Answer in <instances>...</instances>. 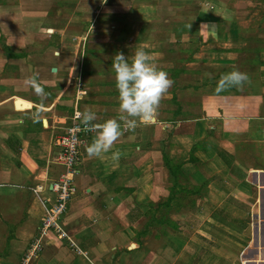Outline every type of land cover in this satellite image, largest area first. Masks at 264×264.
Segmentation results:
<instances>
[{"label":"crops","instance_id":"obj_1","mask_svg":"<svg viewBox=\"0 0 264 264\" xmlns=\"http://www.w3.org/2000/svg\"><path fill=\"white\" fill-rule=\"evenodd\" d=\"M31 1L0 0V13L28 11ZM36 1L41 7L36 4L35 11L42 10L39 18L44 20L37 36L51 19L54 22L48 4H65L57 13L68 24L65 30H48L47 47H41L42 53L30 61L12 56L0 64L5 67L9 62L11 73H23L15 79L14 90L10 87L12 91L2 86L7 76L0 75V251L13 252L9 258L23 260L45 213L55 204L51 186L62 172L56 162L55 140L73 110L94 111L96 124L120 115L113 57L101 62L85 55L103 49L130 59L135 50L143 49L150 62L173 81L176 92L170 87L160 101H170L177 110H162L159 105L154 123L138 124L132 131L121 122L122 135L102 158L87 155L92 137L80 152L77 191L61 224L63 233L43 235V250L34 256L29 250V259L19 264H189L185 261L194 254L186 246L191 241L180 235V228L187 225L181 222L182 216L209 210L208 203L212 205L216 195L242 201L238 188L228 193L220 187L222 171L227 175L232 171L234 178L244 175L242 185L252 175L241 173L246 170L245 153L229 137L227 119L220 115V121H214L213 114L218 112L209 103H202L200 114L183 116L179 84L184 78L196 79L198 73L181 75L175 67L188 66L190 61L197 66V55L216 43L235 46L243 42V27L233 7L240 1ZM54 5L49 7L55 9ZM86 12L92 18L89 24L75 22V17H84ZM104 20L109 25L103 26ZM103 35L106 40L100 38ZM70 46L72 55L66 52ZM53 50L61 53L53 57ZM34 74L47 94L43 100L24 84ZM17 82L26 89L18 88ZM80 82L83 86L77 91ZM18 101L30 106L18 107ZM217 131L221 138L214 142L212 134ZM112 152H118L119 158L113 160ZM227 157L237 159L241 169L231 167ZM255 166L252 163L253 170Z\"/></svg>","mask_w":264,"mask_h":264},{"label":"rangeland","instance_id":"obj_2","mask_svg":"<svg viewBox=\"0 0 264 264\" xmlns=\"http://www.w3.org/2000/svg\"><path fill=\"white\" fill-rule=\"evenodd\" d=\"M239 1L235 2L233 7L237 12V21L243 27L241 34L243 42L235 46L216 43L211 45L207 52H200L197 55L194 59L198 63L197 66L193 67L191 64L193 61H190L188 66L175 67L176 71L181 70V75L190 72L198 73L196 79L184 78L179 84V87L182 88L181 93L178 94V98H181L179 107L180 110L183 107V116L187 118L189 115L200 114L202 103H209L211 110L218 112L213 114L214 121L219 122L220 120L217 118L220 115L227 119L225 122L230 125L231 130L229 137L234 139V143L238 144L245 153V155L243 154L245 159L242 162L247 163V165H243L246 170L239 168L237 159L227 157L231 161V167L237 170L241 169V173L245 175H252L250 179L246 178V185H242L245 181L244 175L234 178V175L231 176L232 171L228 175L226 171H222L223 179L220 180V187H223L228 193L232 192L233 188H238L243 192L242 195H239L242 201L234 199L232 196L225 198L216 195L212 197V205L208 203L209 210H201L193 214L188 212L182 216L183 221L181 220V222H186L187 225L180 228V235L183 240L191 241L186 246L194 254L191 255V260L189 258L185 261L189 264H264V0ZM1 4L3 3L1 2ZM36 4L41 7L40 2L32 0L28 4L30 8L28 11L17 9L5 10L3 14L0 13V64L12 59V56L30 61L32 57L42 53L41 47H47L46 38L53 28L65 30L67 27L66 23L68 24V22L65 21V17L59 20L60 13H57L58 7L65 8V4L62 2L53 3L55 9L49 7L53 4H48V8L51 10L49 18H54V22L51 19L52 23L44 26L41 34L37 36L36 32L40 31V25L42 22L44 24V20L39 18V13L42 10L35 11ZM33 14L38 16L34 17ZM89 15L86 12L84 17H77V19L75 17L74 20H77L75 22L78 23L89 24L92 19ZM103 22L105 23L102 24L103 26L109 25L106 20ZM71 24L73 23L71 22ZM48 30L49 32H47ZM59 38L61 39V36ZM100 38L106 40L107 36L103 35ZM91 40L93 41V39ZM69 49L66 52L72 55L73 46H70ZM58 53L61 52L53 50L52 55L55 54L53 57H57ZM89 55L91 56L85 55V57L96 58L101 62H108L115 56L103 49L91 51ZM179 55L183 58V54ZM61 58L64 60L65 50ZM9 66L8 62L5 67H0V75L7 76V79L2 78L3 81L7 80L2 86H6L7 90L12 88L14 90L15 79H20L23 73L16 71L11 73L12 69ZM107 67H102L101 70H110L111 67ZM232 70L247 73V82L239 89L231 87L217 92L216 89L222 75ZM17 83L20 85L18 88L26 89L20 82ZM81 84V82L76 84L77 91L82 88ZM60 87L62 89V85L59 83ZM171 89L173 93L176 92V89L173 91L172 85ZM164 102L162 100L159 104L162 110H177V107L170 101ZM17 105L18 107L30 106L24 101H18ZM221 111L224 114H220ZM243 120L244 124L241 123ZM220 136L219 131L214 132L212 134L214 142L218 141ZM245 150L247 151L245 152ZM252 163L256 164L257 172L252 169ZM241 177H243V181L240 180ZM2 235L1 233L0 237ZM34 238L31 239L23 260L9 258L8 255L13 252L0 251V256L3 254L7 256V258L0 259V264H19L24 260L27 261ZM0 247H3V244H0Z\"/></svg>","mask_w":264,"mask_h":264},{"label":"clouds","instance_id":"obj_3","mask_svg":"<svg viewBox=\"0 0 264 264\" xmlns=\"http://www.w3.org/2000/svg\"><path fill=\"white\" fill-rule=\"evenodd\" d=\"M112 67L118 92L119 117L96 124L92 123L96 120L94 111L76 113V116L81 118L83 130L94 133L92 142L86 146L89 158H102V154L109 152L114 142L122 135L121 122L129 131L134 130L138 124L154 123L158 116L160 100L173 83L167 72L150 62L149 55L143 49L135 50L130 59L122 53H117L113 57ZM247 80V73L232 70L222 75L216 91L231 87L239 89ZM24 84L30 86L41 100L46 97L47 94L35 74L26 78ZM118 158L119 153L112 152V159Z\"/></svg>","mask_w":264,"mask_h":264},{"label":"built area","instance_id":"obj_4","mask_svg":"<svg viewBox=\"0 0 264 264\" xmlns=\"http://www.w3.org/2000/svg\"><path fill=\"white\" fill-rule=\"evenodd\" d=\"M82 86L81 84L80 87ZM78 112L82 113L77 108L73 110L66 128L55 140V146L58 149L56 162L62 167V172L57 181L51 186L56 201L45 213L41 222L39 235L31 245V254L33 256L43 250V245L41 244L43 235L63 233L61 224L67 215L70 202L73 200L77 191L75 178L80 161V152L94 136V133L83 130L81 118L76 116Z\"/></svg>","mask_w":264,"mask_h":264}]
</instances>
